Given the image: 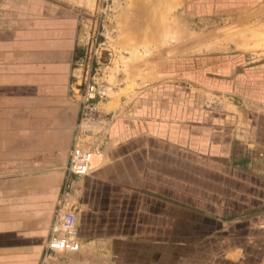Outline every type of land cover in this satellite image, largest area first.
Segmentation results:
<instances>
[{
  "label": "crops",
  "instance_id": "obj_1",
  "mask_svg": "<svg viewBox=\"0 0 264 264\" xmlns=\"http://www.w3.org/2000/svg\"><path fill=\"white\" fill-rule=\"evenodd\" d=\"M45 3L0 12V264L38 263L78 119L67 95L78 19ZM108 103L90 171L70 186L79 252L125 264L145 252L155 264H251L257 252L264 264V105L202 120Z\"/></svg>",
  "mask_w": 264,
  "mask_h": 264
},
{
  "label": "rangeland",
  "instance_id": "obj_2",
  "mask_svg": "<svg viewBox=\"0 0 264 264\" xmlns=\"http://www.w3.org/2000/svg\"><path fill=\"white\" fill-rule=\"evenodd\" d=\"M28 1L0 0V12ZM38 1L75 10L78 51L71 57L67 95L78 104V116L91 77L108 87L101 109L109 102L107 109L118 105L116 113L128 106L133 112L154 108L173 117L210 120L264 105V0ZM111 113H105L108 121ZM65 168L52 219L63 197L76 204ZM253 231L252 225L245 243L257 251ZM145 253L136 263L161 261L156 252ZM251 253L250 263L258 264L262 255ZM116 255L105 249L46 254L44 246L37 264H125Z\"/></svg>",
  "mask_w": 264,
  "mask_h": 264
},
{
  "label": "built area",
  "instance_id": "obj_3",
  "mask_svg": "<svg viewBox=\"0 0 264 264\" xmlns=\"http://www.w3.org/2000/svg\"><path fill=\"white\" fill-rule=\"evenodd\" d=\"M103 11V9L101 8ZM103 27V26H102ZM79 66L84 60L78 59ZM91 77L84 84L79 105L78 122L71 140L68 161L65 168L67 182L89 173L92 157L91 145L98 137L106 122L107 114L101 109V103L107 98V84ZM81 247L76 223V204L63 197L51 224L46 240V254L62 251L76 252Z\"/></svg>",
  "mask_w": 264,
  "mask_h": 264
}]
</instances>
